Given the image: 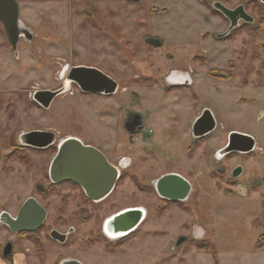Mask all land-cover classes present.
Returning a JSON list of instances; mask_svg holds the SVG:
<instances>
[{
  "label": "rangeland",
  "instance_id": "obj_1",
  "mask_svg": "<svg viewBox=\"0 0 264 264\" xmlns=\"http://www.w3.org/2000/svg\"><path fill=\"white\" fill-rule=\"evenodd\" d=\"M16 1L25 31L16 50L0 23V215L15 217L32 197L46 219L38 246L0 222V249L14 242V254L27 264H54L62 257L82 264H254L264 234V42L256 38L264 4ZM215 3L242 7L252 23L240 19L229 30ZM77 65L105 74L118 84L117 93L81 99L75 89L47 108L33 102L35 90L53 91L63 69ZM205 110L216 127L193 140L191 125ZM130 113L143 121V130L132 136L123 129ZM33 131L53 133L52 147H23L21 135ZM229 134L251 137V154L216 160ZM69 136L101 147L111 164L121 159L123 179L106 200L94 204L76 187H49L56 147ZM234 168L241 170L236 178ZM172 172L193 188L177 204L164 202L150 185ZM127 207L144 208L146 220L129 239L106 244L102 221ZM70 229L63 245L47 239L51 230ZM180 238L185 241L178 245ZM210 243L214 257L200 250ZM33 250L42 255L35 259Z\"/></svg>",
  "mask_w": 264,
  "mask_h": 264
},
{
  "label": "water",
  "instance_id": "obj_2",
  "mask_svg": "<svg viewBox=\"0 0 264 264\" xmlns=\"http://www.w3.org/2000/svg\"><path fill=\"white\" fill-rule=\"evenodd\" d=\"M135 1V0H128ZM264 4V0H260ZM214 8L222 13L230 21V29L234 28L238 20H242L247 23H252V18L249 17L243 11L242 7H238L234 10H227L218 3L214 4ZM0 23L3 25L5 32L8 36L9 42L13 50H16L18 39L22 34H25L23 27L20 25L19 20V6L16 0H0ZM77 70H81L78 76V83L81 85L82 80L86 77L87 71H93L99 73L92 68L79 67ZM85 71V72H84ZM105 83L111 81L114 88L112 92L116 90V83L109 79L107 76L101 74ZM53 97H48L44 103L45 108L49 107ZM46 104V105H45ZM216 123L212 113L209 110L203 111V113L196 118L191 127V134L194 139L203 138L215 129ZM125 130L129 134H135L137 131L143 130V124L141 122H135L132 125L125 127ZM23 137L27 138V145L37 148H45L53 142L54 134L50 132H31L25 134ZM24 142V141H23ZM25 143V142H24ZM254 140L245 135L240 134H229L227 146L216 153L215 159H221L224 154L229 152H240L250 153L254 150ZM62 162L59 168L63 169L65 173L77 174L80 176H92L102 171L114 170L106 161L105 157L97 150L91 147H84L76 139H67L60 143L58 158L54 161ZM53 164V165H54ZM54 167V166H53ZM52 169V167H51ZM241 175V170L237 169L232 174V177L236 178ZM156 193L159 197L169 199L172 201H185L189 199L192 192L191 184L183 177L176 174H165L160 176L158 179L152 182ZM85 193L90 196V192L85 188ZM110 190L101 191L96 197H91L93 200H101L109 194ZM45 211L43 208L34 200L28 199L21 207L18 215L13 218L8 213L3 212L0 217V222L3 223L13 233H19L21 231H33L41 224L45 218ZM32 219L29 224L35 225L31 229H23L24 223ZM145 219V210L141 207L124 210L117 213L105 221L104 231L114 238L122 237L134 230L143 220ZM36 221V223H34ZM53 239H58L60 242L64 241L65 236L53 232L51 234ZM62 237V238H59ZM196 239L202 240L199 236ZM185 238L179 239V244L184 242ZM74 263L80 264L75 261Z\"/></svg>",
  "mask_w": 264,
  "mask_h": 264
},
{
  "label": "flooded vegetation",
  "instance_id": "obj_3",
  "mask_svg": "<svg viewBox=\"0 0 264 264\" xmlns=\"http://www.w3.org/2000/svg\"><path fill=\"white\" fill-rule=\"evenodd\" d=\"M2 27H3V25H2ZM3 29H4V27H3ZM7 39H8V36H7ZM8 41H9V39H8ZM78 66L79 65L72 66L71 68L65 67L63 69V71L61 72V77H62L61 85L58 88L54 89L53 91H48V90H45V91L35 90L34 93H33V99H32L33 102L38 107H46V106H44V103L46 102V100H47L48 97H50V96L53 97L52 98V101H51V102H53V99L55 97H58L59 95H65L68 92H70V90H72V91L74 90L75 91V89L78 91L79 95H81L80 96L81 99L82 98L83 99H86V98H94V99L99 100L100 98L101 99L106 98V97H109L110 98L112 95H115L117 93V91H118V84L115 82L116 85H117V87H115L116 90L114 92H112V89L114 88L113 83H111V81L105 83L106 79H104V77H102V75H101L103 73L100 72L99 70H96V69L95 70L98 71L99 73H96V72H93V71H90V72L87 71V73H85L86 74V77L83 78L82 83L80 85L78 83V80L77 79H78V76L80 74L79 72H82V71L81 70H77V68H79ZM85 68H87V67H85ZM103 75H105V74H103ZM51 102H50V104H51ZM87 102L89 104L91 103L89 101H87ZM135 122H141V124H143L142 118L139 115L132 114V113L128 114L126 116V119L124 120L123 129L125 130V127H128V126L132 125ZM191 127H192V125H191ZM33 132H40V131H33ZM137 132H140V131H137ZM29 133H31V132H29ZM29 133H26V134H29ZM135 134H129V135L132 136V135H135ZM24 135L25 134L21 135V137H20V142H21L22 146L23 147H28V148H30V149H32L34 151H39V152L47 151L50 147H52V145L54 143V138H55V136H54L53 142L49 146H47L45 148H37V147H32L30 145H27L26 142L28 141V139L25 138V137H23ZM207 136H205L203 138H199V139H193V140H196V141L198 140L199 141V140H202V139L206 138ZM67 139H76L84 147H91V148L97 150L98 152H100L105 157L107 163L113 169H115V171L110 169V171H102V172H100V173H98L96 175L94 174L92 176H89V175H87V176H85V175L80 176V175H77L75 173H73V174L72 173L71 174H68V172L65 173L63 169L59 168V166L62 164V162H59L58 161V162H56V164H54V161L58 158V154H59V146H60V143H59L57 145V147H56L55 156L52 159V161L50 163L49 170H48V179H49V184L48 185H49V187L50 188H53V189H57V188H61V187H76L77 189H80L83 192L84 197H85V199L88 202L94 203V204L95 203H100V202L106 200L114 192V190L116 189L117 185L123 179V173L121 171V169H123L122 166H121V159L119 160V162H118L117 165L111 164L109 162V160H108V157L105 156V153L102 151V148L101 147L95 146L94 144L93 145L84 144L82 142V140L79 139V138H77V137L69 136L65 140H67ZM227 142H228V139L226 141V144L221 149H223V148H225L227 146ZM221 149H219V150H221ZM219 150L215 151V153H214L215 156H216V153ZM231 154H233V155H249V154H251V152L250 153L229 152V153L224 154V156L222 157V159L225 158L228 155H231ZM215 156H214V158H215ZM51 167H52V169H51ZM235 170H237V169L236 168L232 169L231 173L233 174ZM166 174H176V175H179V174L173 173V172L172 173H166ZM163 175H165V174H163ZM163 175H161V176H163ZM179 176H181V175H179ZM255 182L257 184L258 181H254V183ZM83 185H85V188L89 190L90 196L92 198L93 197H96V195H98V193H100L101 191H105V190L109 189L110 192H109V194L105 198H103V199H101L99 201L98 200H93L88 194L85 193V189L83 188ZM150 185H151V188L155 191V188H154L153 184L151 183ZM36 188H37V190L39 192H43L44 191L43 187H41V186H37ZM28 199H34V198L31 197V198H28ZM161 199L164 202L169 203V204H177V203L183 202V201H172V200L164 199V198H161ZM23 204H22V206H23ZM21 207H20V209H21ZM134 208H139V207H127V208H123L121 210H118L114 214L110 215L109 217L105 218L102 221V223H101V234H102V238H103L104 242H106V244H112V243H118V242L125 241L126 239H129L132 235H134L136 233L138 227L140 225H142L143 222L147 218V211L144 208L143 209L145 210V219L134 230L130 231L128 234H126V235H124L122 237H119V238L118 237L117 238H114V236H110L109 234L105 233V231L103 229L104 224H105V221L108 218H110L111 216H113V215H115L117 213H120V212H122L124 210L134 209ZM20 209H19V211H20ZM19 211H18V213H19ZM18 213H17V215H18ZM45 213H46V211H45ZM0 217H1V215H0ZM15 217H13V218H15ZM45 219H46V215H45L44 220L41 222V224H39V226H37L36 228H33V227H35L36 224L35 225L29 224L32 221V219H30V218L27 221V223H24L23 229H28V228L31 229V228H33L34 229L33 231H26V230H24V231H21L19 233H13V232H11L9 230V228H8V230L11 233H13V235L17 236L18 238H24L25 239L24 241H27L31 245H32L31 241H34L33 242L34 243L33 245L34 246H38V245H40V238H41L42 229L44 227ZM34 223H36V221H34ZM53 232H57L58 234H60L62 236H65L64 241L63 242H60L58 239H56V240L53 239L51 237V234ZM72 232H73V229L68 230L66 233H60V232H58L56 230H51L50 233H49V235H48V238L47 239L50 240V241H53L55 243H58L59 245H63V244H65L67 242L68 237H69V235ZM59 238H62V237H59ZM15 247L16 246H15V243L14 242H11V243L8 242V243H6V244L3 245V247L0 249V263H3V264H13V258L15 256H17V254H14L15 253ZM33 251L34 252L32 254L35 257V259H38V257L42 255V254L37 255L36 250H33ZM25 252L28 253V252H30V250L25 249ZM19 256H21V255H19ZM22 256H24V259H25V255H22ZM24 261L26 262V260H24ZM75 261H77V262L80 263V261H78L77 259H74V258H71V257L70 258L69 257H65V258L62 257V258H60L57 261L55 260L56 263H54V264H77V263H74ZM25 262H23V264H27ZM80 264H82V263H80Z\"/></svg>",
  "mask_w": 264,
  "mask_h": 264
},
{
  "label": "trees",
  "instance_id": "obj_4",
  "mask_svg": "<svg viewBox=\"0 0 264 264\" xmlns=\"http://www.w3.org/2000/svg\"><path fill=\"white\" fill-rule=\"evenodd\" d=\"M262 26H264V24H262V23L260 25H258V27H257V29L259 28L257 30L258 31L257 32L258 37L256 36V38H257V40L264 42V27H262ZM256 247L258 249H261L264 247V234L259 235L257 243H256ZM200 250H202L206 253H212L213 257L216 256V252L214 251L211 243L209 244V247H207L206 249H200Z\"/></svg>",
  "mask_w": 264,
  "mask_h": 264
},
{
  "label": "crops",
  "instance_id": "obj_5",
  "mask_svg": "<svg viewBox=\"0 0 264 264\" xmlns=\"http://www.w3.org/2000/svg\"><path fill=\"white\" fill-rule=\"evenodd\" d=\"M227 136V135H226ZM226 141H227V137H226ZM263 249L262 251L259 250L257 253H255V261L254 264H264V247L261 248ZM3 264V263H0ZM13 264H23V262L21 261L19 256H15L13 258Z\"/></svg>",
  "mask_w": 264,
  "mask_h": 264
}]
</instances>
